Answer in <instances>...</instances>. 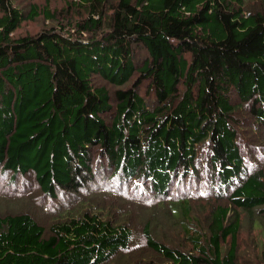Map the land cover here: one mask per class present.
I'll use <instances>...</instances> for the list:
<instances>
[{
	"label": "trees",
	"instance_id": "1",
	"mask_svg": "<svg viewBox=\"0 0 264 264\" xmlns=\"http://www.w3.org/2000/svg\"><path fill=\"white\" fill-rule=\"evenodd\" d=\"M63 1L0 0V179L32 173L49 198L141 180L186 225L178 183L227 199L201 232L185 226L189 251L93 199L48 229L2 214L0 264H237L240 213L264 232V0ZM41 15L53 23L15 35Z\"/></svg>",
	"mask_w": 264,
	"mask_h": 264
},
{
	"label": "rangeland",
	"instance_id": "2",
	"mask_svg": "<svg viewBox=\"0 0 264 264\" xmlns=\"http://www.w3.org/2000/svg\"><path fill=\"white\" fill-rule=\"evenodd\" d=\"M32 3L42 5L46 2L45 0H15V4L25 10H27ZM49 6L51 9L61 10V8L65 6V1L50 0ZM52 23L51 21L44 20L41 15L33 21H24L21 26L16 29L15 35L35 34L43 28L50 26ZM145 56L146 53L144 50H141L138 54L139 61ZM146 86L147 84L140 88L143 95ZM144 97L145 100L151 104V99L153 98L152 94H148L147 96L144 95ZM243 142L244 141L241 140L242 144ZM250 146V144L244 143V148L246 149L245 154L253 158V155L248 152ZM254 149L253 147V150ZM257 167L264 169V161ZM206 184L208 183L206 182ZM210 184L212 185V183ZM180 185L181 191L185 189L186 192H189L188 201L191 206L193 222L187 225L178 216L176 218L170 216V212L166 210L167 206L161 208L160 205H158L159 203H157L158 200L154 201L152 198L154 195L149 193L147 184L143 181L138 180L126 184L117 179L110 180L108 176L105 175H99L94 182L89 186H85L77 193H57L56 198H49L40 193L32 173L18 176L13 180H10L9 176L1 178L0 215L26 212L31 214L38 223L48 229L53 220L57 218L59 211L65 212L67 208L71 207L78 200L93 199L98 201L101 205H106V211L108 207L125 210L128 215H130V226L135 230L136 235H138L140 227H143V225L148 222L151 225V231L156 235L159 241L165 245L180 247L181 249L189 251L191 250V244L189 238L184 234L183 229L186 228L185 226L191 227L193 232H201L203 225H206L207 220L210 219L211 212L215 205L225 201L227 197L224 198L222 196L220 199L221 192L207 193L205 190L204 192L203 190L198 191L197 188L200 187V183L195 186L194 183L189 182V180H187L186 183H178L176 187ZM201 187L206 190L210 188V186ZM158 199H160V197H158ZM176 214L180 216L181 213L178 210ZM240 218L241 227L237 239V264H264V232L262 228L258 225L255 226V223L251 224L250 219L244 212L240 213ZM112 264L115 263L112 261Z\"/></svg>",
	"mask_w": 264,
	"mask_h": 264
}]
</instances>
